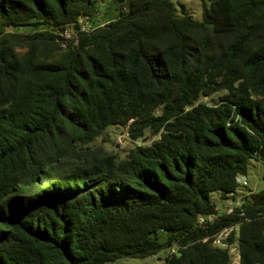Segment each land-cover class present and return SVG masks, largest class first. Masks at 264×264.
<instances>
[{
  "label": "trees",
  "instance_id": "trees-1",
  "mask_svg": "<svg viewBox=\"0 0 264 264\" xmlns=\"http://www.w3.org/2000/svg\"><path fill=\"white\" fill-rule=\"evenodd\" d=\"M200 1L0 0V264H264V189L212 200L264 163V0Z\"/></svg>",
  "mask_w": 264,
  "mask_h": 264
},
{
  "label": "rangeland",
  "instance_id": "rangeland-1",
  "mask_svg": "<svg viewBox=\"0 0 264 264\" xmlns=\"http://www.w3.org/2000/svg\"><path fill=\"white\" fill-rule=\"evenodd\" d=\"M178 9H180V5L184 6L187 10V13L190 14L195 20H202V5L200 0H173ZM109 19H106L108 21ZM103 24V23H101ZM99 24V25H101ZM124 133V134H122ZM108 134H112V130L108 131ZM122 136L123 140H127L128 136L125 132L118 133L117 137H112L113 140H116V144L110 145L106 144L105 147L108 149H116L122 150L127 146L126 143H120L118 138ZM264 189V163L252 161L250 162L248 176L240 180V186L236 192V201L233 200L234 194L227 195L226 199L220 197L219 194H213L212 200L217 204L218 210L220 213L228 212L234 205H239L246 197H251V195H255L259 191ZM232 255V264H238V253L235 247L231 248ZM164 255L162 254L161 257ZM111 264H161V259L159 260L155 258H149L145 260L141 259H132L125 258L116 261Z\"/></svg>",
  "mask_w": 264,
  "mask_h": 264
},
{
  "label": "built area",
  "instance_id": "built-area-1",
  "mask_svg": "<svg viewBox=\"0 0 264 264\" xmlns=\"http://www.w3.org/2000/svg\"><path fill=\"white\" fill-rule=\"evenodd\" d=\"M122 139H123V137L120 136V137L118 138V141H119L120 143H125L124 140L122 141ZM125 145H126V144H125ZM226 236H227L226 233L221 234V235L218 237V239L215 241V244H216V245H222V246H224L225 243H226V239H225ZM172 252H175V251L173 250ZM238 260H239V257H238ZM238 264H239V263H238Z\"/></svg>",
  "mask_w": 264,
  "mask_h": 264
}]
</instances>
